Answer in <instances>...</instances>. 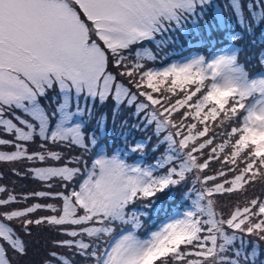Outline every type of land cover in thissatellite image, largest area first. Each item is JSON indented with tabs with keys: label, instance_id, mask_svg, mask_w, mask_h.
Instances as JSON below:
<instances>
[{
	"label": "snow or ice",
	"instance_id": "snow-or-ice-1",
	"mask_svg": "<svg viewBox=\"0 0 264 264\" xmlns=\"http://www.w3.org/2000/svg\"><path fill=\"white\" fill-rule=\"evenodd\" d=\"M0 162L42 185L0 186V264H264V0H0Z\"/></svg>",
	"mask_w": 264,
	"mask_h": 264
},
{
	"label": "rangeland",
	"instance_id": "rangeland-1",
	"mask_svg": "<svg viewBox=\"0 0 264 264\" xmlns=\"http://www.w3.org/2000/svg\"><path fill=\"white\" fill-rule=\"evenodd\" d=\"M226 3L227 0H213L214 5H220L222 8L226 5ZM228 15L229 11L225 9L226 20ZM227 22H229L232 27H237V23L234 17ZM257 34H259V32ZM212 50L213 47L210 40L205 39L202 43H197L196 40H193L191 43H189L183 37L180 38L177 44L171 45L165 49V51L170 53V58L172 61H180L182 57L190 58L191 56L195 55H206L208 53H211ZM245 54L250 56V52H248L247 49L246 53H242L241 55L244 56ZM167 62L169 61H164V63ZM251 66L257 67L255 61H253L249 68H251ZM130 123H135V121H130ZM116 131H119V129L117 128ZM116 131H112L110 128L108 138L109 145L115 142H119V138L116 136ZM132 135L136 138H139L141 135H143V133L133 132ZM157 155H159V153H157ZM138 162L155 163L151 154L145 157L143 161ZM217 167L219 166L215 162L211 164V169H216ZM23 168L24 164L22 163L0 162V186H6L10 191H13V194L29 193L34 189L40 190L42 188L40 182L34 181L31 178L17 176L13 173V169L21 170ZM206 171L208 172V174H211V170ZM189 179H191V177H189ZM182 191V189L173 188L171 191H166L163 194H159V199L153 201L154 207L149 210L151 220H149L148 227H150L153 223H155V225H159L162 222H166V214L170 216L179 215L182 211L186 210L187 205L190 204V200L186 201L182 198ZM247 195L249 197L256 195L264 198V186L257 183L254 187H250L248 189ZM237 199H240L241 202H243L244 197L240 196L239 194H233L231 200H229L227 196L221 197L219 198L217 207L219 208L225 204L235 203ZM179 206H181L180 210L177 208ZM145 219L148 220V217H145ZM156 220H159V222L156 223ZM48 233L49 232L47 231L34 230L33 235L31 237H25V239L29 240L31 245L32 242H34V245H36L38 243V238L44 237V235H47Z\"/></svg>",
	"mask_w": 264,
	"mask_h": 264
},
{
	"label": "trees",
	"instance_id": "trees-1",
	"mask_svg": "<svg viewBox=\"0 0 264 264\" xmlns=\"http://www.w3.org/2000/svg\"><path fill=\"white\" fill-rule=\"evenodd\" d=\"M249 69H250V71L253 72L254 70L255 71L257 70V67L251 66V68H249ZM115 143H117V142H115ZM177 208L181 209V206H179ZM158 221L156 220V222H158ZM154 225H155V223L151 224V226L148 228H151ZM54 237H55L54 233H52V234L48 233L47 235H44V237H39L38 243L36 245H34V242H32V245L29 244V255L26 259H28L30 261H34V262L42 259L43 256L45 255L46 251L48 250L47 241L54 238Z\"/></svg>",
	"mask_w": 264,
	"mask_h": 264
}]
</instances>
